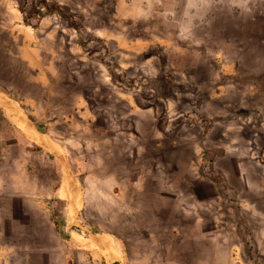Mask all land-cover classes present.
<instances>
[{
	"label": "rangeland",
	"instance_id": "obj_1",
	"mask_svg": "<svg viewBox=\"0 0 264 264\" xmlns=\"http://www.w3.org/2000/svg\"><path fill=\"white\" fill-rule=\"evenodd\" d=\"M0 264H264V0H0Z\"/></svg>",
	"mask_w": 264,
	"mask_h": 264
},
{
	"label": "bare ground",
	"instance_id": "obj_2",
	"mask_svg": "<svg viewBox=\"0 0 264 264\" xmlns=\"http://www.w3.org/2000/svg\"><path fill=\"white\" fill-rule=\"evenodd\" d=\"M65 182H66V180H65ZM65 182H64V183H65ZM64 186H65V185H64ZM66 193H67V191H66V190H64L63 194L65 195Z\"/></svg>",
	"mask_w": 264,
	"mask_h": 264
},
{
	"label": "trees",
	"instance_id": "obj_3",
	"mask_svg": "<svg viewBox=\"0 0 264 264\" xmlns=\"http://www.w3.org/2000/svg\"><path fill=\"white\" fill-rule=\"evenodd\" d=\"M36 149H41L39 146H36Z\"/></svg>",
	"mask_w": 264,
	"mask_h": 264
}]
</instances>
